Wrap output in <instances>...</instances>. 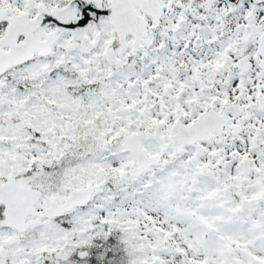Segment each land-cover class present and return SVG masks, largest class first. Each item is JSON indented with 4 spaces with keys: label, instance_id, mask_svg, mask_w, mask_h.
Returning a JSON list of instances; mask_svg holds the SVG:
<instances>
[{
    "label": "snow or ice",
    "instance_id": "6c2138e0",
    "mask_svg": "<svg viewBox=\"0 0 264 264\" xmlns=\"http://www.w3.org/2000/svg\"><path fill=\"white\" fill-rule=\"evenodd\" d=\"M0 264H264V0H0Z\"/></svg>",
    "mask_w": 264,
    "mask_h": 264
}]
</instances>
